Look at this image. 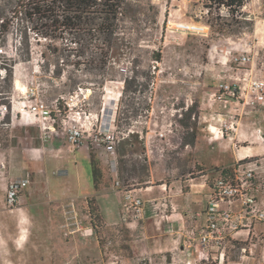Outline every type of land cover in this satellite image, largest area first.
Here are the masks:
<instances>
[{"label":"rangeland","instance_id":"374dc122","mask_svg":"<svg viewBox=\"0 0 264 264\" xmlns=\"http://www.w3.org/2000/svg\"><path fill=\"white\" fill-rule=\"evenodd\" d=\"M130 1L134 4L133 23L123 22L122 27L134 41L133 53L122 56L119 62L106 68L109 72L108 79L100 89L93 82L97 76L88 73L82 66L76 69L67 65L63 68L60 79L52 78L54 66L43 63L41 48L36 44V41H45L36 40L32 35L30 60L24 61V55L15 53V48L20 47L19 35L11 27L4 45L0 46V63L9 66L15 62L14 79H18L22 86L15 89L13 86L7 103L9 107L3 113L0 109V121L6 112L15 110L20 114L12 104L17 106L19 101L25 103L33 98L29 96V88H33L38 99L53 110L54 130L64 132L61 118L74 115L73 111L83 110L92 113L90 124L95 123L97 114V126L101 121L104 122L103 119L109 122L112 118L118 136L124 134L122 130L126 128L127 131H137L147 145L145 151L147 147L148 168L149 160L160 162L159 173L162 178L160 182L143 184L144 188L147 185L158 186L166 180L170 182L174 177L190 178V172H194L191 176H198L200 169L211 176L215 168L231 167L243 160L251 165L256 163L258 173L264 177V150L259 149V146H264V142L258 141L263 132L256 130L255 137L247 138L241 131L236 134L233 130L225 131L224 123L228 124L232 120L235 122L239 111L234 110L236 105L233 103L224 104L219 95H212L220 77L232 79L227 76L229 71H225L226 65L231 64L232 55L250 51L249 66H253L254 72L264 79V0H245L233 19L224 10H209L198 0ZM216 16L220 18L218 21ZM180 21L207 23L208 34L199 36L172 31L169 23ZM223 22L229 24L223 25L218 32L209 25ZM157 48L160 49L161 59L156 63L150 59L149 53ZM23 49L20 48L19 52ZM47 56L49 60L55 58L50 54ZM68 58L73 60L74 57ZM133 59L137 63L136 82L142 84L138 86L141 91H131L124 96L122 80L132 74L129 61ZM233 66L235 71L237 65ZM112 74L116 77H110ZM2 75L0 72V76ZM69 76L76 84L72 85ZM147 106L149 111H146ZM58 108L65 110L63 114L57 113ZM118 110L121 111L120 114ZM246 111H250L249 108ZM31 118L39 127L38 120L32 115ZM84 124H87L82 127L84 140L95 151L102 146L101 142L97 144L94 139V129L98 127L94 125L89 135L88 123ZM3 127L0 123V137ZM41 132L43 135L48 134ZM162 132L164 135L160 137ZM98 156L108 172L107 162ZM124 159L128 172L133 174L125 182L119 181V186L114 185L110 179L109 188L114 191L127 188L131 183L135 184L137 179L133 178L134 175L143 174L140 166L143 160L139 151L126 154ZM81 162L79 186L72 195L76 196L74 207L77 217L80 219L77 214L78 204L80 214L83 210L89 214L90 225L80 219L85 229L69 236L63 234L66 219L59 230L54 232L38 229L24 232L1 231L3 243L0 246V264H6L3 262L7 258L12 259L15 264H264V223L255 224L247 239L243 235V239L226 240L222 247V260L215 257L214 249H203L200 246L197 235L191 233L192 228L188 229L187 234L184 232V235H173V238L166 240L154 238L153 230L149 235L150 229H143L140 217L133 213H126L122 224H106L100 213L98 195L94 194L92 188L89 163ZM72 175L73 179L77 177L76 174ZM186 182L182 183L184 187ZM140 186L135 184L129 188ZM138 194L140 195L139 192ZM84 195L88 196L81 197ZM120 195L122 200L121 192ZM82 198L84 201L80 203ZM71 200L64 206L67 218L73 214L68 212ZM111 202L115 204V198H111ZM90 203L97 210L94 221L89 213ZM5 205L13 207L16 204L8 206L5 202ZM151 208L152 203H148L147 211ZM168 209L167 205L166 210ZM131 220H135L133 225L127 224ZM91 222L97 225L96 230L92 229ZM87 226H90V230H86ZM194 230L197 231V228ZM141 232L149 236L144 234L145 239L138 240L137 235Z\"/></svg>","mask_w":264,"mask_h":264},{"label":"crops","instance_id":"0c3cea01","mask_svg":"<svg viewBox=\"0 0 264 264\" xmlns=\"http://www.w3.org/2000/svg\"><path fill=\"white\" fill-rule=\"evenodd\" d=\"M233 65L232 63L226 65L225 71H229L227 76L259 77L254 72L253 66L249 64L247 67L237 65L235 71ZM252 95L251 92L247 94L248 97ZM231 103L236 105L234 110L239 111L233 129L234 134L241 131L247 138L255 137L257 128L264 125V104L248 106L241 100L231 101L229 104ZM246 108L250 111L247 112ZM9 115L10 121L2 128L0 137V246L3 243L1 231L59 230V226L67 219L64 206L72 198H76L72 192L79 186L81 161L89 163L90 153L88 141H84L78 148L71 149L63 131L51 128L47 132V137H44L31 115L21 116L15 110L9 112ZM261 136L258 141L264 142V132ZM259 149L263 151L264 146H259ZM95 152L107 161V153L103 146L96 148ZM159 168L160 162L154 163L149 160L148 177L143 184L160 182L162 178ZM26 174L30 176V183L20 192L16 205L7 207L5 196L8 182L15 178H23ZM72 174H76L77 177L73 179ZM105 176L110 177L109 172L106 171ZM185 181H187L185 185L187 189L182 184ZM129 187L127 188L139 192L142 197L143 208L139 217L143 229L146 231L150 229L149 235L150 231L155 232L154 238L169 240L173 235H184V232L187 234L189 228H198L204 222V210L211 191L204 176L193 179L174 177L170 182L166 180L158 186ZM107 189L97 194L100 213L106 224H122L127 212L125 213L122 207L121 191ZM86 196L88 195L81 197ZM111 198L112 200L115 198V204L111 202ZM83 201L82 198L80 203ZM148 203H152V208L147 211ZM167 205L168 210H166ZM77 209V214L83 223L89 224V214L84 210L80 214L78 204ZM130 213L128 212L127 215ZM134 221H128L127 224L133 225ZM86 230H90V226H87ZM144 234L146 235L145 232L138 234V240H144ZM168 243L172 245V242L168 241ZM3 263L15 264L8 258Z\"/></svg>","mask_w":264,"mask_h":264},{"label":"trees","instance_id":"16d2710c","mask_svg":"<svg viewBox=\"0 0 264 264\" xmlns=\"http://www.w3.org/2000/svg\"><path fill=\"white\" fill-rule=\"evenodd\" d=\"M198 1H201L209 10L212 8L224 10L232 19L245 2V0ZM133 6L134 4L130 0H0V46L4 45L10 28L14 27L19 35L18 43L20 46L15 48V53L20 56L24 55V61L30 60V35H32L36 40L45 41L44 43L36 41V44L41 48L40 57L43 63L46 62L45 65L47 66L50 64L54 66L52 78L60 79L61 72L67 65H72L76 69L82 66L88 73L97 76L93 82L100 89L108 79L109 72L106 68L119 62L122 56L133 53L134 41L123 31L122 27L123 22L133 23ZM217 19L220 18L216 16ZM227 24L229 23L223 22L217 25L210 23L209 25L218 32L222 30L223 25ZM219 26L221 28H218ZM20 48H24L22 52H19ZM47 54L53 55L55 58L49 60ZM149 54L152 61L156 63L160 61L161 52L159 48L150 50ZM70 56L74 57L73 60L68 58ZM10 60L12 61V59ZM129 63L132 74L122 80V95L124 94V96L131 91L139 93L141 90L138 86L142 85L136 82V60L133 59ZM14 64L15 62L7 66L0 63V72L3 73L0 76V104H6L7 108L14 83ZM110 77H116V75L112 74ZM68 79L72 81V85L76 84L72 77L69 76ZM90 89L93 88L90 87ZM64 111L58 108L57 113L63 114ZM146 111H149V106L146 107ZM117 112L120 114L121 111L118 110ZM3 115L0 123L6 126L10 121V115L8 112ZM52 116L55 119L54 114ZM125 116L128 115L125 114ZM126 124L130 126L129 122ZM122 132L124 134L118 136L115 141L118 179L120 182H125L126 178L132 177L133 173L128 172L124 156L139 151V156L143 160L140 165L143 174L139 173L133 178L137 179L135 184L143 185L147 181L146 177H148L145 141L140 138L139 133L135 130L127 131L126 128ZM239 163H245V160ZM89 169L94 194L109 188L111 177L106 178V168L101 158L91 147ZM219 169L220 167L215 168L212 175ZM198 172L200 173L198 176H191L194 172H190V178L207 174V172H202V169ZM212 175L209 177L211 178ZM209 179L207 185L211 190ZM131 184L135 185L134 183ZM89 213L94 221L97 217V210L91 206V203ZM91 225L92 229L96 230L97 225L93 222Z\"/></svg>","mask_w":264,"mask_h":264},{"label":"built area","instance_id":"2783aa9c","mask_svg":"<svg viewBox=\"0 0 264 264\" xmlns=\"http://www.w3.org/2000/svg\"><path fill=\"white\" fill-rule=\"evenodd\" d=\"M172 31H180L186 34L206 36L208 34V24L200 21L195 22H170ZM230 62L238 66H245L251 62L250 51L232 55ZM213 96L219 95L224 104L231 101H244L248 106L258 103L264 104V79L258 76H233L231 80L219 78ZM30 100L24 103L19 101L12 104L16 107L20 115H32L39 122L41 131L47 133L51 128L54 129L55 121L52 116L53 110L41 99L33 88H29ZM251 92L252 97H248ZM72 101V96H70ZM71 109V106H69ZM2 113L7 110L6 104H0ZM69 109V110H70ZM56 111V110H55ZM74 115L61 118L66 140L71 149L78 148L84 143V129L88 123L90 129L97 126L98 116L95 114V123L90 124L92 113L83 110L73 111ZM69 117V118H68ZM76 117V118H75ZM93 118V117H92ZM94 129L96 131L95 140L97 144L101 142L107 153V169L114 185L119 186L117 172V160L115 151V141L118 135L115 132L112 118L109 122L103 119ZM83 121V123L81 122ZM235 122L224 123V130L234 129ZM47 130V131H46ZM257 131L264 132L262 129ZM223 133V132H222ZM163 132L159 134L162 137ZM47 137V134L44 135ZM141 137V136H140ZM257 164L236 162L231 167L220 168L210 179L205 175V180H210L211 191L204 210V222L199 225L197 231L190 229L192 234L197 235V240L203 249H214L215 257L222 260L224 256L223 244L226 240L243 239L242 236L249 235L253 226L257 223H264V177L257 171ZM30 183V176L26 174L23 178H15L8 182L6 188L5 202L8 206H13L18 202L20 192ZM122 194V207L124 212L133 213L134 216L142 214L143 200L134 190L128 188L119 189ZM69 213L71 214L63 224L64 236L72 235L85 229L82 221L75 213L74 201L69 202ZM70 219V221H68ZM220 248V251L218 252Z\"/></svg>","mask_w":264,"mask_h":264},{"label":"bare ground","instance_id":"6f19581e","mask_svg":"<svg viewBox=\"0 0 264 264\" xmlns=\"http://www.w3.org/2000/svg\"><path fill=\"white\" fill-rule=\"evenodd\" d=\"M14 88H19L20 86H22V84L20 83V81L18 79H14V83H13ZM107 90V89H106ZM105 95V94H104ZM105 102V101H104ZM107 104V103H106ZM250 148V147H249ZM249 156V155H248Z\"/></svg>","mask_w":264,"mask_h":264}]
</instances>
